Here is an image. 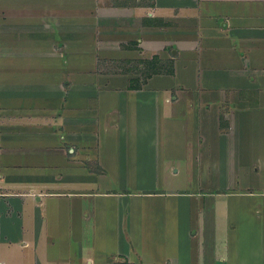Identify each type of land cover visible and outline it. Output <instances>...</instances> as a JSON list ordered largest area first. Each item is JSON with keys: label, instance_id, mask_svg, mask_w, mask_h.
<instances>
[{"label": "crops", "instance_id": "0c3cea01", "mask_svg": "<svg viewBox=\"0 0 264 264\" xmlns=\"http://www.w3.org/2000/svg\"><path fill=\"white\" fill-rule=\"evenodd\" d=\"M0 264H264V0H0Z\"/></svg>", "mask_w": 264, "mask_h": 264}]
</instances>
